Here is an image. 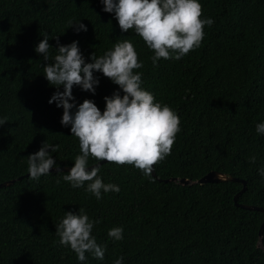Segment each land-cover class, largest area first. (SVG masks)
Instances as JSON below:
<instances>
[{
	"label": "trees",
	"instance_id": "16d2710c",
	"mask_svg": "<svg viewBox=\"0 0 264 264\" xmlns=\"http://www.w3.org/2000/svg\"><path fill=\"white\" fill-rule=\"evenodd\" d=\"M204 27L199 48L180 60L161 58L134 30L123 32L101 0H0V264H264L258 231L264 213L235 207L241 183L180 186L158 180L197 181L210 171L243 180L237 203L264 209V0H198ZM87 31L77 32L73 24ZM47 34L48 60L35 49ZM58 38V40H57ZM129 39L143 64L142 88L180 118V132L165 159L154 165L156 178L133 165L105 163L99 177L120 188L101 193L63 180L69 172L30 179L29 155L46 142L58 146L55 167H74L79 140L62 126L63 108L49 100L57 89L43 68L54 63L58 46L78 42L85 63ZM95 94L74 86L77 108L85 100L101 113L105 97L124 93L100 72ZM76 108L73 109V113ZM255 157V163L250 162ZM89 158L88 167L97 163ZM53 167V168H55ZM90 171V170H89ZM28 176H25L27 175ZM84 209L95 224L92 236L105 248L103 260L86 253L80 261L62 246L56 225L66 213ZM123 228V239L108 236Z\"/></svg>",
	"mask_w": 264,
	"mask_h": 264
},
{
	"label": "clouds",
	"instance_id": "9594fccd",
	"mask_svg": "<svg viewBox=\"0 0 264 264\" xmlns=\"http://www.w3.org/2000/svg\"><path fill=\"white\" fill-rule=\"evenodd\" d=\"M103 10L114 13L123 32L134 30L142 38L147 47L154 52L151 57L153 66L157 61L180 60L190 51L199 48L204 38V27L211 26V18L202 19V5L198 0H101ZM76 31H87V27L79 22L73 24ZM58 40V38H57ZM47 34L35 51L48 60L50 45ZM54 63L43 68L50 85L64 91H57L49 100L63 108L62 126H71V133L78 138L80 154L75 157L74 167L63 180L73 188L87 184V191L97 200L101 193L120 191L117 185L104 183L99 177L100 167H92L88 171L89 158L106 161L116 165H133L145 175H150L153 166L170 154L175 138L180 132V118L167 105L155 102V97L142 88V74L134 72L143 67L138 61V54L129 39L114 44L112 50L103 56L95 54L90 57L92 63H85L78 42L60 45L56 51ZM94 72H100L122 89L109 98L105 97L106 109L103 113L90 100L77 106L72 90L79 86L83 91L95 94L99 80ZM76 111L73 113V109ZM6 118L0 120L5 124ZM256 132L264 134V123L256 125ZM54 153L58 146L46 142L35 154L27 157L30 179L38 180L49 175L56 162L49 152ZM255 157L250 158L255 163ZM264 176V169L260 170ZM100 221L90 220L84 209L79 214L66 213L62 221L56 225V235L62 246H70L80 261H85L86 253L93 254L103 260L105 248L97 244L92 236L95 224ZM108 236L116 241L123 239V228L114 227ZM115 264H123V257L115 260Z\"/></svg>",
	"mask_w": 264,
	"mask_h": 264
},
{
	"label": "water",
	"instance_id": "95a60500",
	"mask_svg": "<svg viewBox=\"0 0 264 264\" xmlns=\"http://www.w3.org/2000/svg\"><path fill=\"white\" fill-rule=\"evenodd\" d=\"M107 163L106 161H98L97 163H95L94 165H91L88 167V171L91 170L92 167H96V166H101L103 164ZM72 167H55L50 169L49 173H58V172H70ZM151 177L152 178H156L155 176V172H154V166H153V170L151 172ZM25 176H28L25 175ZM23 177H19L16 180H11V181H7L4 183L0 184V189L4 188V187H8L12 184L15 183V181H20ZM159 182H162L164 184L172 182V183H176L180 186H190V185H203V184H218V183H224V182H232V183H241L242 184V189L233 197V203L235 205V207L240 208L242 210H250V211H258V212H262L264 213V209L260 208V207H255V206H248V205H243V204H238L237 200L238 197L245 191L246 189V183L243 180L237 179V178H233V177H229L225 174L216 172V171H210L208 172L206 175H204L202 178L198 179L197 181H191V180H187V179H166V180H158ZM263 231H264V221L261 223L260 227H259V231H258V243H257V247L261 248V240H262V235H263Z\"/></svg>",
	"mask_w": 264,
	"mask_h": 264
}]
</instances>
